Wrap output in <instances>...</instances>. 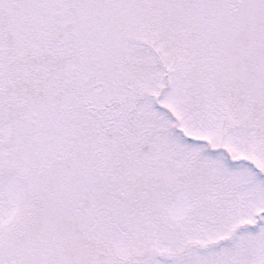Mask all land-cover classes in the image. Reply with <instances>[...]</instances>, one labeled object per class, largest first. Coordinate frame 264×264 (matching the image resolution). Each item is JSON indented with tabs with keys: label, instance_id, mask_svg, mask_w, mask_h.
Returning a JSON list of instances; mask_svg holds the SVG:
<instances>
[{
	"label": "snow or ice",
	"instance_id": "1",
	"mask_svg": "<svg viewBox=\"0 0 264 264\" xmlns=\"http://www.w3.org/2000/svg\"><path fill=\"white\" fill-rule=\"evenodd\" d=\"M0 264H264V0H0Z\"/></svg>",
	"mask_w": 264,
	"mask_h": 264
}]
</instances>
